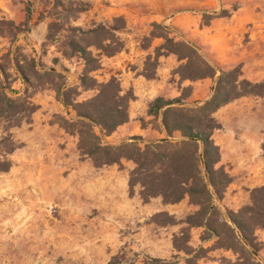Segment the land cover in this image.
<instances>
[{
	"label": "rangeland",
	"instance_id": "rangeland-1",
	"mask_svg": "<svg viewBox=\"0 0 264 264\" xmlns=\"http://www.w3.org/2000/svg\"><path fill=\"white\" fill-rule=\"evenodd\" d=\"M33 14L50 20L47 42L32 39ZM7 22L22 31L14 36L17 32ZM99 27L107 28L109 35H89L85 45L90 44L86 48L99 65L91 76L101 83L112 77L124 82L119 76L123 70L139 68L138 74L156 78L157 53L167 52L160 36L196 46L218 69L214 79H204L207 85L203 80H186L194 85H184L188 83L174 74L184 62L173 55L179 64L169 82L191 87L192 93L201 88L189 107L213 96L219 68L240 66L243 79L264 83V0H0V80L10 97L19 98L14 111L4 112L0 106V162L12 164L8 172H0V264H186L187 248L201 257L199 264H238L232 251H200L213 247L215 239L202 241L204 230L183 223L197 210L188 200L166 210L160 199L144 203L138 189L133 197L128 189L130 205L123 206L121 200L114 212L108 200L116 190L110 166L98 168L80 160L78 139L61 127L75 114L67 115L53 85H72L70 80L84 70L85 62L67 46L72 30ZM112 57L121 58L120 67H110L107 59ZM51 70L63 79L48 76ZM93 95L83 93L78 101ZM50 97L54 102L42 110L38 101ZM245 97L259 99L258 106L264 107V93ZM45 127L49 129L43 133ZM104 141L120 142L114 136ZM124 161L116 166L119 171L129 169L130 176L134 167ZM216 202L226 215L228 207ZM114 213L122 220L116 234ZM255 238L262 249L254 256L263 263L264 228L255 230Z\"/></svg>",
	"mask_w": 264,
	"mask_h": 264
},
{
	"label": "trees",
	"instance_id": "trees-1",
	"mask_svg": "<svg viewBox=\"0 0 264 264\" xmlns=\"http://www.w3.org/2000/svg\"><path fill=\"white\" fill-rule=\"evenodd\" d=\"M4 24L17 32L14 36L22 31L21 26H15L12 22ZM72 31L73 36L67 46L85 62L84 70L78 78V85L68 86L62 81L54 84L53 89L67 115L75 114L74 118L64 119L61 127L78 139L80 160H90L98 168L121 166L124 160L132 162L134 169L129 176L130 197L138 189L144 203L162 198L164 204L175 205L187 199L197 210L187 216L183 223L188 228H202V241L215 239L213 247L200 251L205 254L213 250L232 251L238 256V264H264L253 254L262 249L255 238V230L264 228V187L251 191L250 205L238 211L226 209V216L216 200H224L226 189L233 179L223 167H217L220 149L212 139L214 133L221 129L214 114L239 98L263 94L264 83H251L243 79L240 66L229 71L219 68L220 76L214 94L205 103L189 107L187 104L192 88H182L180 85L178 98L157 97L149 105L148 116L152 117L149 123L155 130L165 131L166 137L149 140L138 135L118 145H110L104 140L129 121V104L134 95L132 91L124 93L116 77L101 83L91 76L99 65L86 48L90 44L85 45V42L89 35H109L107 28L88 31L76 28ZM3 35L0 33V36ZM160 37L166 40L167 52H158L157 57L175 55L184 62L174 72L180 76V81L215 78L218 69L202 57L196 46ZM47 39H50L48 35ZM107 39H111L110 36ZM96 45L101 47L102 41L99 40ZM63 55L67 56L65 52ZM19 73L28 81L21 68ZM47 75L63 79L56 70L47 72ZM86 92L94 95L78 101V97ZM18 99L8 95L0 80L2 111H14ZM140 122L142 127L147 126L144 119H140ZM13 149H9L8 153H12ZM11 166L8 161L0 162V172H8ZM184 252L189 256L186 264H199V255L193 256L188 248ZM227 263L233 264L231 261Z\"/></svg>",
	"mask_w": 264,
	"mask_h": 264
},
{
	"label": "crops",
	"instance_id": "crops-1",
	"mask_svg": "<svg viewBox=\"0 0 264 264\" xmlns=\"http://www.w3.org/2000/svg\"><path fill=\"white\" fill-rule=\"evenodd\" d=\"M46 8L48 9V7ZM34 15L30 17V24L33 25L31 37L38 43L39 39H41L42 43L47 42L50 20L46 17L38 19V16L35 17ZM34 47H36L37 51V45ZM121 62L123 61L119 57L107 59L110 67H120ZM159 63L160 68L157 70L156 78L147 79L140 73L138 74L137 72L140 68L135 72H126L125 70L121 72L119 76L121 80H124V82H121L122 90L124 93L132 91L134 99L129 104V121L107 138L114 136L120 140L118 143L120 144L138 135L149 140H159L167 136L165 131L155 130L152 124L149 123L152 117L148 116V109L149 105L157 97L175 99L180 96L178 88L169 82L170 74L178 66L179 62L172 55L160 57ZM70 82L72 85L68 86L78 85V77L74 78V81L70 80ZM200 82L204 83L203 85H207L206 80ZM186 83L188 84L184 83V85H194L191 82L186 81ZM199 91H201V88L193 90L188 103L197 97ZM16 95L18 94L16 93ZM50 101L54 102L53 97L41 98L38 103L42 105V110H46L48 105H50ZM258 101L259 99L256 98L242 97L220 108L214 114V118L221 125V129L212 136L214 143L220 149V162L217 167H223L233 179L226 189L224 200L220 203L233 211H238L241 205L250 204V193L252 190L264 187V107H259ZM140 119L145 120L146 127H142ZM39 126H36L34 133ZM44 129L43 133L47 132L46 130L49 128L45 127ZM125 162L129 165L131 164L130 169L134 167L132 162L124 161L123 164ZM108 169H110L111 180H113L111 181L113 189L114 182L116 183L117 192L115 190L109 193L110 198H108L115 212L121 200L123 206L130 205V198L128 197L129 169L119 171L116 165L110 166ZM137 196L140 198L139 195ZM101 199H103L102 201L105 200L100 198L99 201ZM156 199H160L159 201L162 202V198ZM181 203H188L187 199ZM177 205H166V210H168L169 206ZM117 217H119V214L116 213L112 216L116 223L113 228L114 234L120 231L118 224L122 222ZM127 239H124V242ZM116 241L117 239L114 238V246L118 245V241ZM124 242L121 241V244Z\"/></svg>",
	"mask_w": 264,
	"mask_h": 264
},
{
	"label": "water",
	"instance_id": "water-1",
	"mask_svg": "<svg viewBox=\"0 0 264 264\" xmlns=\"http://www.w3.org/2000/svg\"><path fill=\"white\" fill-rule=\"evenodd\" d=\"M230 224L233 226V223L230 221ZM248 246V245H247ZM256 257H258V255L256 253H253Z\"/></svg>",
	"mask_w": 264,
	"mask_h": 264
}]
</instances>
